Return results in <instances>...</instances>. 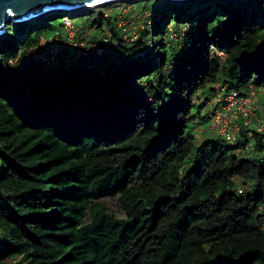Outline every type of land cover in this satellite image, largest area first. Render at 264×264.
<instances>
[{"label": "trees", "instance_id": "obj_1", "mask_svg": "<svg viewBox=\"0 0 264 264\" xmlns=\"http://www.w3.org/2000/svg\"><path fill=\"white\" fill-rule=\"evenodd\" d=\"M145 3L69 16L114 48L89 70L34 60L59 14L0 39V264H264L262 109L239 145L202 130L223 88L263 106L264 0Z\"/></svg>", "mask_w": 264, "mask_h": 264}, {"label": "built area", "instance_id": "obj_2", "mask_svg": "<svg viewBox=\"0 0 264 264\" xmlns=\"http://www.w3.org/2000/svg\"><path fill=\"white\" fill-rule=\"evenodd\" d=\"M69 23L71 24L72 22L69 21ZM124 25L125 24L122 23L121 27ZM64 26L67 27V23L64 22ZM66 32H68V34L70 33L74 34L75 29L73 28V31L66 30ZM62 37L60 38L61 40ZM173 37L175 38L176 36L173 35ZM60 39L53 38L50 41H47L46 39H42L40 43L43 48L42 52L41 50L33 51V53L35 54L34 60L42 62L44 64L43 66H46L47 69L49 70V72L47 73L51 75L57 74L59 72L56 70L58 66L56 61L62 49L61 46L62 43H59V41H61ZM80 57H84V56L81 50L80 51L78 50V58ZM78 58L77 61H79ZM50 60L54 61V66H55L54 68L48 67L47 64ZM86 65H87L86 63L80 64L78 65V68L81 69L83 67H86ZM93 65H96V63H92L90 65V68ZM218 87L220 86L219 85L216 86L217 89ZM220 91L223 93V99L221 98L218 99L219 105L218 108L215 109V115L212 121V131L216 136L225 138L228 142L236 144L237 134L242 130L243 126L252 127L256 124V121L258 120V118L256 117V110L260 108V105L256 104V96L254 90H253L254 92L246 99H240L238 94L236 93L230 94L228 96H224V92H225L224 88L221 89ZM257 128L259 129L260 132L264 131V125L261 122H258ZM245 150L247 151L248 148H245L244 151Z\"/></svg>", "mask_w": 264, "mask_h": 264}, {"label": "rangeland", "instance_id": "obj_3", "mask_svg": "<svg viewBox=\"0 0 264 264\" xmlns=\"http://www.w3.org/2000/svg\"><path fill=\"white\" fill-rule=\"evenodd\" d=\"M192 3L195 4V2H192ZM192 3H184V4H179V5H183L185 7V5H189V4L192 5ZM125 4L127 6L123 5V3H116V4H113V5H108L107 7H101V8L92 9L90 11H86L85 13H87V12L90 13L91 11H96V10H98V11L103 10L105 12V14H104L105 17L110 16V15H112V13L115 12L116 15L118 14V18L123 19L126 16H131V15L133 16V15H137L138 14V13L136 14L135 8L133 6L137 7V5H145L146 3L145 2H140V3H132V4L125 3ZM122 6H125V7H122ZM138 7L143 8V6H138ZM141 8H139V9L141 10ZM199 9H200L199 7L198 8L197 7H192V8L189 9V12L195 13ZM79 13H81V12H79ZM76 15H77V16H75L76 18L75 17H73V18L77 19V18L81 17L83 14L80 15V14L77 13ZM142 16L147 19V18L152 17L153 15L151 13H148V14H143ZM62 18L65 20L64 22L67 23V27H66L67 29L66 30L73 31V28L74 29L77 28L76 25L72 22V18H70L69 16L68 17H66V16L63 17L62 16ZM42 21L43 20H39L37 22V24L38 25L41 24ZM60 21H61L60 18H57V20L54 21V24H56V23L58 24ZM69 21L72 22V23L70 24ZM25 25H28L27 28H25V30H26V29H28L29 24H25ZM25 25H21V27L25 26ZM148 25H151V24L148 23ZM125 26H126V24L124 26H122V27H125ZM8 27L12 28V30L15 31V33L17 35H20L21 37H23L25 35L24 32L21 31V29L18 28L20 26H16L14 24H10ZM139 28L142 29V27H139V23H136V22L134 23V25L131 26L130 31H132L133 33H130L131 37H129L130 35H128L126 37L128 39V41H138L140 39V37H138V34H139L138 33V29ZM62 36L63 37H62L61 41H62L63 44H67L70 48H72L73 52L75 51L76 48L79 51L81 50V52L83 53V56L88 59L87 61H89V62L86 63L87 64L86 67H90V65L92 63H94V62H96V64H100V62L105 63L106 56L108 55V52L110 53L114 49L113 46H109V47L106 46V48L104 46V47H101L99 50H96L95 49L96 45L93 43V41H95L93 39L94 38L93 37V32H90L89 34H85L83 37H81L78 40L75 39V38H77L76 30H75L74 34L73 33L68 34V32L65 31L62 34ZM52 42H54V41H52ZM130 43H132V42H130ZM59 46H60V44H59ZM114 46H115V44H114ZM154 46H155V43H151L149 45L147 44V47L145 49H143L142 51H139L137 53H134L133 57H135V59L138 62H145L146 60H144V59H145L146 54L149 51H151L152 49H154ZM97 47H98V45H97ZM93 54H94V57L96 58V60L92 62L90 60V57H92ZM123 57L127 58V55H125ZM102 60H104V61H102ZM47 65H48V67H53V68L55 67L53 60H50ZM212 104L213 103H211L210 106L208 107L207 113L211 112L213 110V105ZM261 105H263V106L260 107V109H262L261 112H260V118H262V121L264 122V99H261ZM210 127H211V122H209L205 126H203L202 130H208V129H210ZM201 132H204V131H201ZM228 145H231V144L228 143Z\"/></svg>", "mask_w": 264, "mask_h": 264}, {"label": "water", "instance_id": "obj_4", "mask_svg": "<svg viewBox=\"0 0 264 264\" xmlns=\"http://www.w3.org/2000/svg\"><path fill=\"white\" fill-rule=\"evenodd\" d=\"M145 1L151 0H0V39L6 36L7 26L10 24L25 25L43 20L53 14L71 15L116 3L132 4ZM161 1L183 4L197 0Z\"/></svg>", "mask_w": 264, "mask_h": 264}, {"label": "clouds", "instance_id": "obj_5", "mask_svg": "<svg viewBox=\"0 0 264 264\" xmlns=\"http://www.w3.org/2000/svg\"><path fill=\"white\" fill-rule=\"evenodd\" d=\"M151 1H153V0H151ZM157 1H161V0H157ZM163 2H165V1H163ZM165 3H170V2H165ZM128 4H130V3H128ZM170 4H175V3H170ZM184 4V3H183ZM192 4H194V3H192ZM179 5V4H178ZM92 10V9H91ZM88 11H90V10H88ZM60 15V14H59ZM51 16V15H50ZM67 17V16H70V15H68V14H65V15H61V17ZM38 21H36V22H33V23H29V25L30 24H35V23H37ZM15 25V24H14ZM23 25V24H22ZM16 26H20L21 27V25H16ZM7 31H8V26H7ZM6 35H7V33H6ZM20 36V35H19ZM5 37V36H4ZM87 62H89V61H85V63H87ZM93 62V61H92ZM94 63H96V62H94ZM80 64H83V63H81V62H77V63H75V62H73V63H71V67H70V71L72 72V71H76V67H78V65H80ZM91 68H93V67H91ZM90 67L88 68V67H83V68H81V69H79V70H89V69H91ZM47 74H49V73H47ZM51 75V74H50ZM218 86V85H217ZM218 99L219 98H217V99H215L216 101H217V103H216V106L214 107V111H215V109H217L218 108ZM261 107V106H260ZM260 109V108H259ZM213 118H214V116H213ZM211 129H212V123H211ZM240 133V132H239ZM239 133L237 134V142H236V144H233V143H230V142H228L225 138H223L224 139V141H226L227 143H230L231 145H233V146H235V145H239V141H238V136H239ZM245 148H248V150H247V152H250V149H249V147L248 146H246ZM244 148V149H245ZM246 151V150H245Z\"/></svg>", "mask_w": 264, "mask_h": 264}, {"label": "bare ground", "instance_id": "obj_6", "mask_svg": "<svg viewBox=\"0 0 264 264\" xmlns=\"http://www.w3.org/2000/svg\"><path fill=\"white\" fill-rule=\"evenodd\" d=\"M81 13H79V12H75V13H73V14H71L70 16H76V14L78 13V14H82L83 13V11H80ZM84 12H86V11H84Z\"/></svg>", "mask_w": 264, "mask_h": 264}]
</instances>
